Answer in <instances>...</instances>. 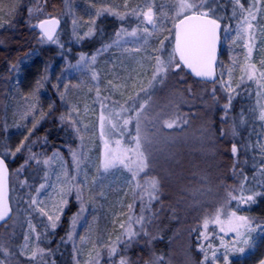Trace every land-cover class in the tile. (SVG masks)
Instances as JSON below:
<instances>
[{
  "label": "rangeland",
  "instance_id": "374dc122",
  "mask_svg": "<svg viewBox=\"0 0 264 264\" xmlns=\"http://www.w3.org/2000/svg\"><path fill=\"white\" fill-rule=\"evenodd\" d=\"M23 1L20 3L18 11L10 15L8 9L13 6L14 0H0V8L3 9L0 11V20L13 21L23 6ZM246 1L248 4L253 2V0ZM149 4L153 6L157 24L163 23L170 28L171 20L165 19L163 14H167V17L175 15L171 0H67L65 14L61 18L65 21L67 29L57 35L59 44L46 42V47L58 50L64 41V34H69L76 44H81L88 39H78L77 37L88 31L95 11L101 7L114 6L116 11L123 14L137 7L147 11ZM258 7L256 19L252 21L255 31L253 42L255 47L251 56H249L248 48L245 45L250 43L248 37L252 30H241L238 27L241 23V17L231 16L228 18L225 11L221 12L217 7V15L222 17L223 29L227 27L228 32L223 31L222 34V46L217 69L218 81L210 87V91L213 94L215 89V93H220L226 101L230 92L233 95L232 106L227 115L224 107H220V113H224L223 118L220 119L223 124L221 131L225 132V124L230 125L231 123L235 128V137L238 135L236 141H242L244 138L245 143H242L241 147L245 152L250 151L255 160L258 158V162L263 164L254 173L255 179L261 182V180L264 181V153L261 150V146L264 145V121H260L258 115L260 108L264 106V96L258 97L257 93L264 92V88L260 87V83H264L260 77V73L264 72V3ZM253 10L256 11L255 8ZM112 17L118 19L116 16ZM73 20L76 21L75 25ZM125 20H131V24L127 28L128 31L133 28L138 29V37L142 35L144 27H148L150 32L153 31L151 25L138 21L135 16H127ZM7 26L9 25L4 28ZM4 28H0V30ZM165 35H169V33L158 29L153 35L147 37L146 41L141 39L138 43L134 42L137 38L121 37L119 45L112 43L116 39L115 36L109 44L102 46L91 56L84 55L89 58V61L92 56L96 58L95 62H89L87 67H77L78 63L82 64L80 61L82 54H78L74 60H70L68 57L62 58V56L59 59H50V50H47V60H43L41 51L34 50L22 57L15 69H12L10 84H8L9 86L6 85L5 102L1 107L3 111L0 113V117L3 116L5 129L3 145L14 150L24 139V136L28 135L32 116L27 115L25 118V115L30 105H37L39 110L48 113V115L41 121L40 126L26 143L36 139L37 130L46 121L56 118L61 124V115L72 111V118L79 122V132L77 133L73 128L65 125L72 131L75 144L70 148L76 151L79 160H74L69 151L70 162H68L58 150L48 153L36 143L32 145V150L34 153H42L39 156L41 161L52 157L54 152H59V156L53 159L48 166L30 161V166L26 167L19 175L15 171L18 167L13 169L14 218L6 229L7 234L0 232V245L8 252V255L0 253V260H3L4 264H19V262L37 264V261L30 259L37 244L45 252L43 264L58 263L57 256L51 246H46L49 237L48 232L53 229L45 228V225H49L50 222L46 216H41L37 211L30 209L27 203L29 196H35V189L44 182L45 172L48 173L49 182L57 188L61 185L70 186L76 183L83 190L85 210L78 218L75 226H73L71 219L64 238V244L69 245L70 248L68 264H96L97 259L99 264H112L113 260L118 262L119 256L110 260L108 248L116 244L118 238L127 240L124 232L128 227L130 217L133 231L140 230L141 225L135 221L141 215L148 222L144 225V231L127 248L124 244L118 245L120 253L129 260L128 252L134 245L141 239L151 240L152 231L150 227L154 215L152 205L157 199H153L149 204L147 193L143 192V189L148 187L147 181L156 180L150 173L147 174L148 168L155 173H159L160 168L165 172L166 168L171 167L170 165L173 160L175 161V158L181 160L179 154L174 151L173 145H168L166 142V137L173 136L171 133L175 132L174 128L180 129L184 126V117L181 115L178 117V110L176 111L183 97L176 89V72L168 73L163 80L159 78L153 80L156 68L155 57L160 55L163 58L167 52L171 51L172 36H169V40L165 41V51H157L161 47L160 40ZM253 66L255 76L254 79L250 80L248 76L252 74ZM93 73L96 75L95 79L92 78ZM42 77H45L43 86L37 93L35 92V85L37 80ZM164 80L165 82H163ZM223 84L230 85V88L226 90ZM246 89L250 90L244 97L243 92ZM61 93H63V99H61ZM112 101H119V104L125 107L135 102V108L138 111L140 110L139 105H144L139 138L140 141L143 140L142 143L144 142V145L141 144L142 150L149 155V167L138 177L142 186L140 189L136 187V182L132 181V173L127 168L118 167L106 173L102 172L101 169L106 143L112 148H135L134 138L137 134L135 120L129 123L123 132L119 127L115 130L111 129L107 121H105L104 127H101L102 105H109V108L103 109L107 116ZM117 111H119V107H117ZM242 111L245 123H240ZM135 114V111L126 113L123 118H127L129 115L135 116ZM113 122H116L115 119ZM167 122H173V129L169 128L172 130H168L166 127ZM120 123L122 124V120ZM157 137L160 139L157 140ZM117 140L120 142L119 145L115 143ZM239 151L242 153L241 150ZM21 155L27 156V153L18 154L14 160ZM127 155L131 156L132 160H136L133 153L129 152ZM8 160L14 161L11 158ZM78 164L79 166H77ZM248 165L250 164L246 163L244 169ZM58 178L59 183H57ZM22 183L24 184L23 187L21 186ZM251 188L249 187L248 193ZM51 192L52 190L49 189V195ZM141 195H143V202ZM71 197L77 204L75 215L80 211V202L76 200L73 191L72 195L67 198L68 203L64 207L55 229L61 225ZM40 198L44 200V204L41 206L48 210L52 201L43 194ZM55 200L58 201L59 197H55ZM258 200L260 201H255L252 204L240 205L238 215L264 216V196ZM235 210H237V205ZM29 221L36 226L37 233H44L38 241L36 233H33L28 227ZM121 224L124 225V228H121ZM256 225L252 224V227L256 228ZM259 225L264 228V223ZM70 233L71 239H69ZM26 234L29 236V240L27 241V248H24ZM233 236L234 233L228 235L221 233L219 236L223 237L224 243L228 245L227 249L221 245L219 237L213 244V249L217 250L219 257L215 264H224L223 256L225 254L228 255L231 264H258V261L264 258V234H261L259 229L251 232L255 247L251 250L246 247L243 254L232 248ZM51 241L52 239L50 243ZM237 247L245 246L241 243ZM206 251L210 258L208 264H212L211 250L206 248ZM204 255L205 252L203 251L201 262Z\"/></svg>",
  "mask_w": 264,
  "mask_h": 264
},
{
  "label": "trees",
  "instance_id": "16d2710c",
  "mask_svg": "<svg viewBox=\"0 0 264 264\" xmlns=\"http://www.w3.org/2000/svg\"><path fill=\"white\" fill-rule=\"evenodd\" d=\"M66 1L24 0L12 25L0 30V113L3 111L1 107L5 102L6 87L10 84L12 66H16L29 52L41 51L43 60H47V50H50V59H59L62 56L74 60L78 54L91 56L102 46L109 44L121 26L127 29L131 24V20L121 21L105 14L96 21L98 28L96 34L81 44H76L69 34H64L63 48L60 47L58 50L47 48L46 41L39 40V29L30 27L28 8L34 10L32 23L48 17L59 19L61 21V29L57 34L59 35L67 29L65 21L61 19L65 14ZM242 2L247 6L246 0ZM219 9L221 12L225 11L226 17L233 16L231 0L219 2ZM236 12V18L240 17L238 8ZM175 80L177 92L183 95L176 111L178 110V117L179 115L184 117V126L180 129L174 128L175 132L171 133L173 136L166 137V142L173 145L181 160L175 158L165 172L160 168V172L155 173L148 168L147 174L150 173L159 183L160 194L152 205L154 215L150 227L151 240L141 239L129 250L130 264H201L203 251L199 246L201 243L205 246L208 243L200 238V233L204 231L203 221L222 207L224 212L234 211L237 203L228 202L229 192L240 195V185L243 183V195L262 193L255 197L256 202L264 196V181L255 179L254 174L263 164L258 162V158L255 160L250 151L245 152L241 147V144L245 143L244 138L243 142L236 141L238 135L235 137L233 134L235 128L231 123L225 124V132L221 131L223 124L220 119L224 113H220V107L227 101L220 93L216 92L215 95L211 93L210 87L217 82H200L193 79L184 69L175 73ZM249 90L243 92L244 97ZM45 135L48 138L47 144L38 141L37 146H41L40 148L48 153L58 150L70 162L69 149L74 146L75 140L67 125L60 124L56 118L46 121L37 130L36 138ZM4 139L5 129L1 116L0 145H3ZM142 141L141 144L144 145ZM234 144L238 150L236 154L232 152ZM146 155L149 156L148 153ZM25 158L26 156L21 155L12 162L8 160L11 173L24 162ZM246 163L250 165L244 169ZM249 187L252 188L248 193ZM76 211L77 204L71 197L61 225L48 232L46 246H51L57 256V264H68L70 248L64 244V238ZM247 216L252 218L253 225L264 223V216ZM225 218L224 215L221 216V219ZM8 226L9 223L0 227V232L7 234ZM208 231L210 234L216 233L212 237L214 244L221 235L219 228L215 224H209Z\"/></svg>",
  "mask_w": 264,
  "mask_h": 264
},
{
  "label": "snow or ice",
  "instance_id": "6c2138e0",
  "mask_svg": "<svg viewBox=\"0 0 264 264\" xmlns=\"http://www.w3.org/2000/svg\"><path fill=\"white\" fill-rule=\"evenodd\" d=\"M22 3V0H14L13 6L8 9V13L10 15L15 14L18 11L19 5ZM172 7L175 10V15L172 17H167V14H163L165 19L171 20V27H167L166 24H157L156 19L154 18L153 6L151 4L147 5V11H143L140 7L132 9L130 12H125L121 14L119 11H116L115 7H101L97 9L94 13V18L90 21V25L88 27V31L83 35L78 36V39L90 38L95 35L98 31L96 26V19L107 14L116 16L119 20L123 21L127 16H135L138 21H143L147 25H151L153 31L150 32L148 27H144L142 30V35L138 37V29L133 28L131 31H128L126 28L121 26V28L115 33L116 39L113 40V44L119 45L121 42V37H133L137 38L134 42L138 43L141 39L145 40L147 37L154 34L156 30H162L169 33V35H165L163 39L160 40V49L157 51L164 52L166 49L165 41L169 40V36L173 37V42L171 45V51L167 52V55L163 58L158 55L155 57L156 59V68L153 74V80H163L164 76L168 73L172 72H180L183 71L184 68L190 70L192 74L196 77L215 80L216 71L215 66L217 64V45L220 41V32H221V19L217 15V7H219V0H171ZM233 3V17H236L237 12L236 9H239L241 23L238 26L241 30H252L249 32V44H246L245 47L248 48L249 56H251V52L255 47L253 43L255 40V31L254 25L252 21L256 19V14L259 11L258 5L264 3V0H253L250 2L248 6H245V3L242 0H232ZM216 5L217 7H213ZM127 7V5H125ZM163 7V6H162ZM256 9L254 11L253 9ZM40 9H36L39 11ZM0 11H3L0 8ZM34 15L33 8H28V17L30 27L33 29H39V40L41 42H48L52 44H59L58 36L56 33V29L60 23L59 19L55 17H48L45 19H40L36 23H32V17ZM12 20H0V28H4L6 25L11 26ZM73 24H76V21L73 20ZM246 26V28H245ZM225 33L228 32V28L225 27L223 29ZM111 46V45H109ZM63 48V45H60ZM138 50V49H136ZM95 56L90 58L81 55L80 61L81 63L77 64V67H87L89 62H95ZM15 69V65L12 66ZM254 66L253 72L248 76V79H254ZM261 80H264V72L260 73ZM93 79L96 78L95 73H93ZM45 77L37 80L35 85V92H39V89L43 86ZM259 83V82H258ZM223 87L227 90L230 88V85L223 84ZM260 87L264 88V83H260ZM213 95H215V89L213 90ZM257 96H264V92H258ZM233 95L231 92L227 97V102L223 105L225 109V114L227 115L228 110H230L232 106ZM61 99H63V93H61ZM108 99V98H105ZM117 107H119V111H117ZM104 108H109L108 104L102 105V112L100 116L101 127H104L105 121L108 122V125L111 129L115 130L116 128H120L121 132H123L127 125L131 123L133 120L136 121V137L134 138L135 148L129 149H120L109 147L108 144H105V150L102 155L101 161V169L102 172L106 173L111 169H115L118 167H124L132 173L131 179L136 182V187L138 189L142 188L141 184L138 181V177L140 173L144 172L146 168L149 167L148 157L145 154V151L142 150L141 141L139 138V129L141 122V115L144 109V105H139V111L135 108V102L125 107L124 105H120L119 101H112L110 106L109 114L106 116L103 112ZM74 111V110H73ZM135 111V116H127V118H123L124 114ZM27 115L32 116L31 127L28 129V135L24 136V139L20 141V144L13 150L10 149L6 145H0V222L6 221V218H9V214L11 212V208L9 206V167H8V159H15L18 154L23 152L27 153V156L24 162L15 170L16 174L19 175L26 167L30 166V161H36L37 164L42 163L45 166L50 165V162L59 156V152H54L52 157H49L44 160H40L39 156L42 153H34L32 150V145H35L38 141L43 144H47L48 138L47 135L43 137H37L36 139L31 140L30 143H26L29 141V138L34 134L36 129L40 126L41 121L44 120L48 113L39 110L37 105H30L28 110L26 111L25 118ZM115 119L116 122H113ZM258 119L260 121H264V106L260 108ZM122 120V124L120 121ZM61 124H67L68 127L73 128L77 133L79 132L78 124L79 122L72 118V111L67 114H62L60 117ZM240 123H245L243 118V111L241 112V120ZM167 128L173 127V122L166 123ZM103 134V133H102ZM233 134H235V129H233ZM116 145H119V140H117ZM262 153H264V145L261 146ZM69 151L72 154L74 160H79L78 154L76 151L71 148ZM237 146L234 144L232 147L233 154L237 153ZM133 153L136 156V160H132L131 156L127 155V153ZM79 166V164L77 165ZM44 182L39 184V187L35 189L36 195L29 196L27 201L29 208L33 211H37L39 215L46 216L47 220L50 222L49 225H45V228L50 227L51 229H55L57 227L58 222L60 221L61 214L63 212L64 207L68 203V197L72 195L73 191L75 192V198L80 202V211L72 218L73 226L78 221V218L84 212V199H83V190L79 184L73 183L70 186L61 185L59 188L52 185L48 179V173L44 174ZM246 179V178H245ZM57 183H59V178L57 179ZM148 187L143 189V192L147 193L148 202L153 199H158V191L159 185L158 181L150 180L146 182ZM23 187L24 184L22 183ZM29 187H31L29 185ZM51 189V195H49L48 190ZM244 185L243 183L240 185V195H233L229 192V203L231 201H236L237 210L224 212L223 207L217 209L214 215L205 218L203 221L204 231L200 233V238L202 241H207V245L201 243L199 248L201 251L205 252L204 258L201 264H208L209 256L207 255V250H211V260L212 264L219 259L217 256V250L213 249L212 237L216 235V233L210 234L209 224H215L219 228L220 233H224L228 235L229 233H234L232 237V248L239 253H244L246 247L251 250L255 247V242L251 237V232L260 230L261 234H264V228H261L259 224L256 225V228L252 227L253 221L252 218L244 215H238L239 207L243 204H252L255 202V197L261 195L262 193L253 192L247 196L243 195ZM48 196L49 200L52 201L51 206L48 210L46 207H42L44 204V200L41 199V195ZM55 197H59V200H55ZM141 200L143 202V195H141ZM224 215L226 218L221 219V216ZM136 223L141 225L139 231L132 230V220L129 218L128 227L124 232V235L127 237V240L119 239L116 244L110 246L108 248L109 258L110 260L113 257L119 256L118 262L113 260L112 264H130L127 257L120 253L118 245L124 244L125 248H127L137 236L144 231V225L148 222L143 215L137 218ZM29 229L36 233L37 241L40 239L44 233H37L36 226L29 221L28 223ZM121 228H124V225L121 224ZM146 234V233H145ZM71 233L69 234V239H71ZM221 240V245L226 249L228 245L224 243L223 237H219ZM25 245L24 248H27V241L29 240V236L26 234L25 237ZM243 244L245 247H237L239 244ZM0 253H4L8 255L7 250L0 245ZM44 249L40 248L39 245L35 247L32 251L30 259L33 261H37V264H43L44 260ZM224 264H231L229 257L227 254L223 256ZM0 264H4L3 260H0ZM96 264H99V260L97 259ZM258 264H264V258L258 261Z\"/></svg>",
  "mask_w": 264,
  "mask_h": 264
},
{
  "label": "water",
  "instance_id": "95a60500",
  "mask_svg": "<svg viewBox=\"0 0 264 264\" xmlns=\"http://www.w3.org/2000/svg\"><path fill=\"white\" fill-rule=\"evenodd\" d=\"M60 21V20H59ZM61 29V21L56 29V33H58ZM40 31V30H39ZM222 34H223V25L221 23V32H220V41L217 45V64L215 66V71H216V78L215 80H210V79H204V78H199V77H196L194 74H192L190 72L189 69L187 68H184V70L195 80H198L200 82H206V83H216L218 81V62H219V58H220V53H221V46H222ZM8 167H9V164H8ZM10 178H11V170H10V167H9V184H8V188H9V192H8V196H9V206L11 208V212L9 214V218H6V221L4 222H0V227L4 224H6L8 221L11 220L12 216H13V210H12V207H11V201H10V198H11V185H10Z\"/></svg>",
  "mask_w": 264,
  "mask_h": 264
},
{
  "label": "flooded vegetation",
  "instance_id": "af4514ba",
  "mask_svg": "<svg viewBox=\"0 0 264 264\" xmlns=\"http://www.w3.org/2000/svg\"><path fill=\"white\" fill-rule=\"evenodd\" d=\"M10 185H11V198H10V201H11V207H12V210H13V216H12V218H11V220L14 218V206H13V191H12V189H13V186H12V175H11V178H10ZM11 220L10 221H8L6 224H8V223H10L11 222ZM6 224H4V225H6ZM4 225H2V226H4ZM1 226V227H2Z\"/></svg>",
  "mask_w": 264,
  "mask_h": 264
}]
</instances>
